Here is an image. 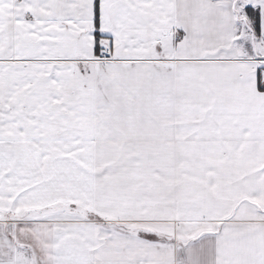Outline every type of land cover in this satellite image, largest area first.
I'll use <instances>...</instances> for the list:
<instances>
[{
    "label": "snow or ice",
    "instance_id": "6c2138e0",
    "mask_svg": "<svg viewBox=\"0 0 264 264\" xmlns=\"http://www.w3.org/2000/svg\"><path fill=\"white\" fill-rule=\"evenodd\" d=\"M0 264H264V0H0Z\"/></svg>",
    "mask_w": 264,
    "mask_h": 264
}]
</instances>
